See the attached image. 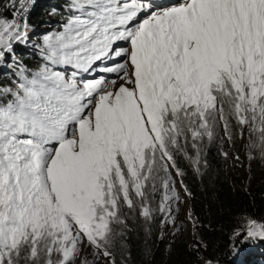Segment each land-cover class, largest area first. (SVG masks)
<instances>
[{
  "label": "snow or ice",
  "instance_id": "1",
  "mask_svg": "<svg viewBox=\"0 0 264 264\" xmlns=\"http://www.w3.org/2000/svg\"><path fill=\"white\" fill-rule=\"evenodd\" d=\"M33 3L0 0V264H116L125 208L175 225L178 153L264 151V0H65L29 49Z\"/></svg>",
  "mask_w": 264,
  "mask_h": 264
},
{
  "label": "trees",
  "instance_id": "2",
  "mask_svg": "<svg viewBox=\"0 0 264 264\" xmlns=\"http://www.w3.org/2000/svg\"><path fill=\"white\" fill-rule=\"evenodd\" d=\"M64 15L65 0H38L28 13V23L33 31L46 24L58 29ZM40 34L39 30L32 36ZM23 59L30 67L38 62L31 51L24 52ZM7 69L0 67V78L11 77L15 65L9 62ZM244 146V138L238 134L231 141H205L199 171L184 153H178L176 165L183 172L178 177L195 222L193 238L189 242L171 241L163 234L160 214L149 226L134 210L125 208L128 227L124 240L113 250L116 264H205L209 260L212 264H236L238 251L242 252L239 264H264V240H249L243 235L250 218L264 223V179L256 178L258 165H246ZM159 203L160 194H156L153 208Z\"/></svg>",
  "mask_w": 264,
  "mask_h": 264
},
{
  "label": "rangeland",
  "instance_id": "3",
  "mask_svg": "<svg viewBox=\"0 0 264 264\" xmlns=\"http://www.w3.org/2000/svg\"><path fill=\"white\" fill-rule=\"evenodd\" d=\"M37 4H38V0H34V3L31 9L35 8ZM46 25L38 29V31L39 30L41 31L40 35H38L37 37H33V36L31 37V43L28 44L29 49H32V46L39 39L42 38L45 31H47L46 29H51V31L54 30L52 29V27L57 29V26L51 27L48 24ZM38 31L35 30L34 32L36 33ZM1 66H4L2 62H0V67ZM246 136H247V133L245 134V138H244V143H245L244 149L247 152L246 165L247 166H252L253 164L258 165V172L256 173V178H258L259 180H262L264 179V151H261L259 147L250 151L247 146L248 142H247ZM175 188L177 189V191L180 193V196H181V199L179 201V209L175 213L176 223L175 225H172L170 222L164 223L161 221L162 222L161 229L163 231L164 236H166L171 241L177 242V241H184L186 239V241L189 242L191 241V239L193 238V234L195 233V222H194V218L192 216L191 210H190V202L188 199V194L183 188L178 176L176 177ZM236 253H237L236 254V260H237L236 264H239L242 262V255L240 254L242 252L238 251ZM89 259H91V257ZM234 260H235V256H234ZM100 264H104V262L101 261Z\"/></svg>",
  "mask_w": 264,
  "mask_h": 264
},
{
  "label": "bare ground",
  "instance_id": "4",
  "mask_svg": "<svg viewBox=\"0 0 264 264\" xmlns=\"http://www.w3.org/2000/svg\"><path fill=\"white\" fill-rule=\"evenodd\" d=\"M57 23V22H56ZM47 26V25H46ZM49 32V31H48ZM45 34V33H44ZM42 36V35H41ZM10 67V66H9Z\"/></svg>",
  "mask_w": 264,
  "mask_h": 264
}]
</instances>
